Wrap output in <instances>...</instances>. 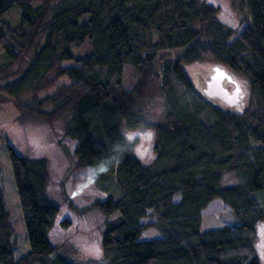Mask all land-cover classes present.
I'll return each instance as SVG.
<instances>
[{
	"label": "trees",
	"instance_id": "16d2710c",
	"mask_svg": "<svg viewBox=\"0 0 264 264\" xmlns=\"http://www.w3.org/2000/svg\"><path fill=\"white\" fill-rule=\"evenodd\" d=\"M228 1L247 15L240 32L220 24L217 7L197 0H0V74L23 62L43 36L27 69L0 94L46 122L69 113L63 129L75 143L74 160L94 170L108 195L88 207L105 217V264H259L252 233L264 224V0ZM14 8L20 19L12 27L3 16ZM199 63L243 78L253 107L235 113L212 104L185 71ZM126 66L138 75L131 90L121 84ZM62 79L67 83L57 87ZM52 87L42 100H19ZM154 95L164 117L150 123L140 103ZM48 102L54 108L43 112ZM138 129L155 135L156 157L146 166L125 137ZM8 158L29 251L13 256L0 178V264H73L48 239L59 207L45 193L47 161L11 147ZM228 173L239 184L223 188ZM213 201L238 223L202 232L201 213ZM147 229L159 237L143 239Z\"/></svg>",
	"mask_w": 264,
	"mask_h": 264
},
{
	"label": "rangeland",
	"instance_id": "374dc122",
	"mask_svg": "<svg viewBox=\"0 0 264 264\" xmlns=\"http://www.w3.org/2000/svg\"><path fill=\"white\" fill-rule=\"evenodd\" d=\"M199 3L212 4L219 9L217 17L223 27L231 31L240 32L247 23V15L241 14L228 0H197ZM12 27L16 26L20 19V10L14 8L4 16ZM43 44V36L37 39L35 47L21 63L14 64L11 69L0 74V86L11 83L21 76L29 66L34 50ZM1 48V47H0ZM73 51L83 53L84 48H74ZM6 62L0 49V65ZM72 63H65L63 66H72ZM215 64L203 63L186 67L190 81L197 90L203 94L207 81L212 74ZM228 74L237 82L241 89L242 100L240 105L230 108L220 100H212V104L224 111L241 113L244 109L254 105L249 94L247 82L240 76L228 71ZM122 87L131 90L138 80L134 68L126 66L123 68ZM67 83L62 79L57 87ZM224 88L232 92L233 85L226 82ZM56 87V86H55ZM55 88H47L39 93L27 92L20 97L21 103L27 105L35 100L39 101L48 95L53 94ZM141 108L146 119L150 123L159 122L164 117V107L159 96L142 98ZM54 108L51 102L46 103L42 111L49 112ZM69 119V113L52 122H46L38 117H31L23 111L18 110L11 100L0 94V167L1 185L4 191V207L8 212L10 223L13 227V256L21 258L29 251L23 225L21 210L18 203L11 167L8 158V148L11 147L14 153L21 157L30 159L42 158L48 164L49 181L46 189L47 197L59 207V213L54 225L50 230L48 239L50 245L55 248L56 254L63 256L66 262L73 264H105V258L101 250V231L104 227L105 217L88 207L95 200H104L107 194L102 192L95 179L92 169L80 168L74 160L73 149L75 143L64 137L65 123ZM125 137L132 143L133 154L145 166L151 164L155 159L154 140L150 129H138L125 131ZM258 147L256 143H253ZM238 180L233 173L224 174L220 185L223 188L236 186ZM111 189V195L118 194L117 190ZM69 203L73 206L69 207ZM116 215L108 218L114 219ZM201 231H212L222 229L223 226L237 224V218L231 210L220 201H213L209 207L201 213ZM68 223L66 226L63 223ZM23 225V226H22ZM253 235L256 255L259 264H264V224L256 223ZM158 233L153 229H147L143 239L157 238Z\"/></svg>",
	"mask_w": 264,
	"mask_h": 264
},
{
	"label": "water",
	"instance_id": "95a60500",
	"mask_svg": "<svg viewBox=\"0 0 264 264\" xmlns=\"http://www.w3.org/2000/svg\"><path fill=\"white\" fill-rule=\"evenodd\" d=\"M225 81L233 85L234 90L232 92L224 88ZM203 91L206 98L220 100L230 108L237 106L242 100L241 89L238 87L237 82L232 79L226 70L220 69L219 67L213 68L209 81H207Z\"/></svg>",
	"mask_w": 264,
	"mask_h": 264
},
{
	"label": "flooded vegetation",
	"instance_id": "af4514ba",
	"mask_svg": "<svg viewBox=\"0 0 264 264\" xmlns=\"http://www.w3.org/2000/svg\"><path fill=\"white\" fill-rule=\"evenodd\" d=\"M232 85V84H231Z\"/></svg>",
	"mask_w": 264,
	"mask_h": 264
}]
</instances>
